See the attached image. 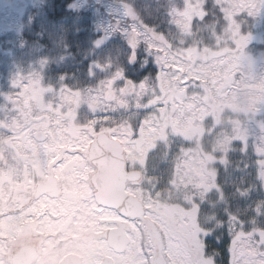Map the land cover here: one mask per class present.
<instances>
[{
  "label": "rangeland",
  "instance_id": "obj_1",
  "mask_svg": "<svg viewBox=\"0 0 264 264\" xmlns=\"http://www.w3.org/2000/svg\"><path fill=\"white\" fill-rule=\"evenodd\" d=\"M54 1L0 0V174L6 177L10 167L16 174L18 166L32 165L36 149L28 137L34 128L46 129L42 132L46 140L35 153L43 150L52 157L68 147L79 153L76 160L83 159L81 151H87L98 132L126 134L125 159L141 158L134 145L140 153L153 149L159 156L146 166L145 175L166 179L147 178L152 190L144 199L146 210L167 218L183 214L195 196L189 200L180 191L192 186L199 193L197 187L205 184L209 221L217 215L213 208L225 214L220 232L233 231L232 218H241L242 230L231 232L225 252L228 262L240 264L250 233L252 240L264 239V3L254 8L256 0H209L212 13L225 14L226 25L217 24V17L210 14L212 36L198 39L201 29L208 27L203 25L206 0H167L158 28L144 24L132 9V0L106 4L88 0L86 13L92 4L103 8L100 31L108 36L102 35L91 47L97 53L86 85L66 87L48 78L52 62L64 58H51L43 48L45 41L56 47L64 40V27L45 18L44 7ZM118 27L125 37L118 36ZM24 34L41 38L43 44L38 47ZM108 38L110 46L104 51L101 46ZM125 38L130 46L146 48L137 74L148 64L152 72L137 78L127 68L125 72L120 57ZM193 55L198 57L195 62ZM126 83L132 91L124 96ZM212 110L215 114L204 118ZM35 140L32 135L31 144L41 143ZM197 144L203 158L190 149ZM255 151L258 167L249 164ZM216 162L224 166L218 183ZM203 168L209 177L204 175L205 182H199ZM154 192L163 194L158 199Z\"/></svg>",
  "mask_w": 264,
  "mask_h": 264
},
{
  "label": "flooded vegetation",
  "instance_id": "obj_2",
  "mask_svg": "<svg viewBox=\"0 0 264 264\" xmlns=\"http://www.w3.org/2000/svg\"><path fill=\"white\" fill-rule=\"evenodd\" d=\"M214 114V110L208 111L204 118ZM191 127L189 133L193 132L194 125ZM45 130L34 128L28 137L31 147L36 149L32 165L18 166L16 174L10 167L6 177L0 174V264H231L225 254L226 245L232 238L231 232L236 234L242 230V221L239 216L233 217V231L220 232L218 227L225 214L213 208L211 211H216L217 215L209 221V191H205V184L197 187L199 193L192 186L185 192L180 191V195L185 193L182 197L189 200L195 196L185 204L183 214L167 218L152 210L148 212L144 199L152 188L146 183L147 178L166 180L145 175L146 166L156 162L154 158L159 155L153 149L140 153L134 145L135 153L141 158L125 159L127 135H117L114 131L109 135L104 133L122 145L126 176L139 174L138 179L125 181L124 186L121 184L124 178L120 177L119 184L107 187L112 197H130L139 202L135 215H127L123 210L101 205L96 200L101 186L95 182L97 169L89 160L88 150L100 133L89 143L86 152L81 151L83 159L76 160L79 153L68 147L59 148L52 157L43 150L35 153L45 141L31 144L32 135L45 133ZM122 135L126 139L117 137ZM193 137L190 134V138ZM193 147L203 158L202 146L197 144L190 149ZM253 157L249 164L255 162L258 167L256 151ZM216 164L219 165L218 181L224 174V166L220 162ZM205 169L201 177H197L199 182H205L204 175L209 177ZM176 187L180 188L177 184ZM162 194L152 193L158 199ZM251 234L247 238L250 242L246 246V258H240L239 263L264 264V239L252 240Z\"/></svg>",
  "mask_w": 264,
  "mask_h": 264
},
{
  "label": "trees",
  "instance_id": "obj_3",
  "mask_svg": "<svg viewBox=\"0 0 264 264\" xmlns=\"http://www.w3.org/2000/svg\"><path fill=\"white\" fill-rule=\"evenodd\" d=\"M110 1L111 0H103L105 4ZM262 3H264V0L254 1V8H258V6H260ZM143 4H145V7H142ZM87 6L88 0H55L51 5L44 7L47 9V14L45 15L47 22L58 25L61 24L64 27V40L59 45L54 47L49 43L47 44L45 41V45L43 46V48L45 47V53L47 51V55L49 57L64 58L57 64L52 62L48 76L52 84L54 81H56V83L60 81L66 87L73 84L83 87L86 85V77L90 72V68L95 66L94 56L97 53V48L91 49V47L93 46V43L97 41L102 35L108 36V29H106L107 31L105 30L107 34H105L103 31H100L101 20H103L100 14L104 11L103 8L101 6H94L92 4L87 9L86 13ZM165 6H169L167 0H132V9L134 12L138 14L140 18H142L144 24L155 28H158V26L162 25L161 21L164 19L166 14L164 12L161 13V9ZM203 10L206 15L203 19V25H208V27L201 29V35L200 37H197L198 39H206L207 36H212L211 29L209 27V22L211 21L209 18L210 14H214L217 17V24L222 22L226 25L225 14L223 16L222 14L219 15V13L216 11H213V13L210 11L209 0L205 1ZM117 33L120 37L126 36L122 34L123 32H121L120 29L117 30ZM24 37L29 41L35 39L36 42H34L38 47H41L39 42L43 44V40L41 38H32L31 35L25 34ZM245 38L248 40L251 38V36L247 35ZM47 41L49 42L48 39ZM108 42H110L109 38L108 41L103 46H101L104 48L106 47L104 51H108L107 48L110 46V43ZM121 45L124 47V50L121 52L120 57L121 61L123 62L122 68L125 70V72H127V68L132 72L131 76L136 78L152 72L153 69L150 64H148L145 69H142V66L140 67L141 69L139 70H142L141 74L138 75L136 72L137 68L145 60L146 48L144 45H142L141 48H135V46L128 45L126 38L121 42ZM64 55H66L67 58L64 57ZM193 56L195 57L192 60L195 62L198 57H196V55ZM131 57L135 58V61L132 65L130 64ZM199 62L205 63L208 62V60L202 59ZM51 93H53V91H51ZM223 175L220 176L219 180L223 179Z\"/></svg>",
  "mask_w": 264,
  "mask_h": 264
},
{
  "label": "water",
  "instance_id": "obj_4",
  "mask_svg": "<svg viewBox=\"0 0 264 264\" xmlns=\"http://www.w3.org/2000/svg\"><path fill=\"white\" fill-rule=\"evenodd\" d=\"M133 59H131L130 64H133ZM132 87L130 83H126L122 89V94L127 96L131 93ZM112 94L109 93L107 100H111ZM122 107V103L118 104ZM34 138L38 142H43L45 135L40 132L34 135ZM88 157L93 166L97 169L95 174V182L97 185L101 186L98 190L96 200L98 203L104 206H109L123 210L127 215L134 216L137 207H140L139 202L133 200L132 198H120L118 195L113 197L108 195L107 187L109 184L117 185L119 184L118 179L123 177L122 185L124 186L125 181H132L138 179L139 174L131 173L126 176L124 173V155L123 147L120 142L110 139L106 134L100 133L96 136L95 140L90 144L88 150ZM115 182H111V180Z\"/></svg>",
  "mask_w": 264,
  "mask_h": 264
}]
</instances>
